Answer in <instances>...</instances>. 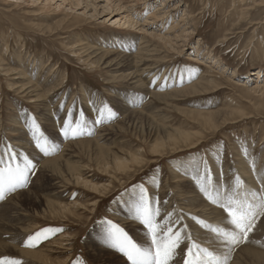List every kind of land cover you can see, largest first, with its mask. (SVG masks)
Listing matches in <instances>:
<instances>
[{"label": "rangeland", "instance_id": "obj_1", "mask_svg": "<svg viewBox=\"0 0 264 264\" xmlns=\"http://www.w3.org/2000/svg\"><path fill=\"white\" fill-rule=\"evenodd\" d=\"M8 1L0 0V159L23 166L27 157L36 168L26 188L0 201V220L8 216L19 219L14 222L15 232L23 241L17 238L13 243L1 230L0 238L15 248L37 250L38 256H21L2 246L0 256H11L22 264H76L78 260L129 264L127 257L105 242L104 221L119 223L136 243L147 246V230L127 220L125 204L128 194L141 184L148 189L154 207L160 209L158 221L171 219L179 228L170 225L174 230H183L182 235H191L198 243L185 221L191 219L185 204L192 199L188 190L200 189L193 176L195 166L203 173L202 161H207L213 186L221 183L225 196L248 200L249 194L259 197L264 193V0H171L174 10L166 14V0H121V10L114 9L118 5L113 0L110 7L118 13L110 20L108 10H102L107 0H96L97 14L91 7L85 9L84 3L68 9L66 3L57 7L62 0H54L49 8L30 0ZM126 12L137 24L126 22ZM179 34L188 35L171 47L166 38ZM111 43L112 50L146 55L142 76L146 79L140 80L141 86L130 83V70L119 67L110 71L92 64L86 52L81 53L86 45L108 48ZM193 57L198 61L191 60ZM14 69L37 86L41 98L18 93L14 86L20 82L8 72ZM105 104L115 118H108L105 112L103 122L96 123L98 110ZM125 108H135L144 116L136 119L133 128L128 129L121 120L127 116L122 112ZM69 110L73 123L82 121L83 134L75 138L71 134L65 137L61 131ZM28 116L39 123L50 154L36 147L27 127ZM116 120V128L104 127L110 140L97 145L93 139L96 129ZM149 123L190 133V139L173 149L165 142L162 153L154 155L155 140L146 134ZM110 155L121 158L124 167H114ZM56 158H60L57 163L63 176L44 164ZM62 162L86 183L75 184ZM237 177L242 178L240 189ZM258 218L250 233L254 236H249L264 242V216ZM42 229L62 230L48 233L34 248L25 247L26 238ZM188 243L185 240L177 250L173 264H183ZM243 259L241 255L238 264H264V259Z\"/></svg>", "mask_w": 264, "mask_h": 264}, {"label": "snow or ice", "instance_id": "obj_2", "mask_svg": "<svg viewBox=\"0 0 264 264\" xmlns=\"http://www.w3.org/2000/svg\"><path fill=\"white\" fill-rule=\"evenodd\" d=\"M100 119L96 123L103 122L105 112L108 118H114L115 113L107 104L98 110ZM84 113L81 112V116ZM27 127L31 133L36 147L45 155L50 154L49 142L41 131V127L35 117H27ZM65 137L69 134L73 138L82 135V121L72 120V112L69 110L68 119L64 121L61 128ZM90 134V133H89ZM54 147V146H53ZM13 154L11 159H15ZM24 165L4 163L0 159V201L6 198L7 194L16 192L18 189L26 188L29 184V175L34 174L36 168L27 157L24 158ZM203 162V173L199 167L195 166L196 174L193 179L196 180L201 192L213 203L218 205L224 213L225 219L232 230H226L221 227H214L204 221H198L203 228H208L215 235L216 239L222 240L227 252L216 255L207 247H202L195 242L191 235H182L183 230H174L171 220H164L163 223L158 221L160 216L159 207H154L153 202L149 198L148 189L143 184L135 186L128 194L129 198L125 201L128 209V218L131 221L138 222L147 230L150 243L147 246L136 243L129 233L119 223L108 219L104 221V240L111 247L116 249L127 257L129 264H173L177 250L185 240L189 241L186 245V255L183 258V264H229V259L234 247L242 241H247L249 234L256 226V218L264 216V193L259 197L256 193H252L254 200L258 203L250 202L247 199L234 198V195L225 196L219 188L215 191L212 177L209 174L207 161ZM243 182L239 177L236 178V187H242ZM62 229H42L33 235H30L24 242L25 247H35L41 239H47L48 233L61 231ZM0 264H22V261L11 256H0ZM76 264H84L82 260L76 261Z\"/></svg>", "mask_w": 264, "mask_h": 264}, {"label": "bare ground", "instance_id": "obj_3", "mask_svg": "<svg viewBox=\"0 0 264 264\" xmlns=\"http://www.w3.org/2000/svg\"><path fill=\"white\" fill-rule=\"evenodd\" d=\"M10 2H25L26 0H9ZM8 1V2H9ZM32 3H36L38 5H41L43 7H48V6H51L52 2L54 0H30ZM136 3L137 1L139 0H134ZM168 1V5H166L164 8V13H169L170 11L174 10L173 9V3H170L171 0H166ZM173 1V0H172ZM91 2V3H90ZM113 0H107L106 2V5L107 7H105V9H102L103 11L105 10H108L107 13L109 17V20L112 19V15L114 13H118L117 10L116 11H113V8L110 7L112 6ZM114 2H117L115 5H118L116 6L114 9H119L121 10L123 8V6H121V3L119 4V2H121V0H115ZM67 4L68 5V9H73L74 6H78L79 4L81 3H84V8L85 9H91L93 8V12L94 14L96 13H99L97 11V4H96V0H62V3L61 4H57V7H59L60 5H63V4ZM165 1H163L162 4H164ZM19 4V3H18ZM176 4V3H175ZM16 5V4H15ZM178 5V4H176ZM18 6V5H17ZM175 6V5H174ZM91 7V8H90ZM125 7V6H124ZM172 7V8H171ZM177 7V6H176ZM49 8V7H48ZM160 8V7H159ZM162 8V7H161ZM157 10V8H156ZM158 17V16H157ZM135 18V17H133ZM130 14V12H126V16H125V19H127L126 22L128 23H132L134 22L135 24H137V20L134 21ZM187 20V19H186ZM172 28V27H171ZM140 30L142 29V27L139 28ZM188 34H179L177 36H175L174 38H169L167 37L166 38V41H168L167 43L171 46V47H174L175 44H177V41L178 40H181V38H183L184 36H187ZM163 38V37H162ZM185 38V37H184ZM164 39V38H163ZM110 43V42H109ZM145 45V44H144ZM113 43L109 44V47L108 48H93L91 46H84L81 48V53H85V56L87 58H90L92 59L91 63L92 64H97V65H103L104 68H109L110 71H115L117 69H119V67H123L125 69H128L130 70V74H129V77H128V80H130V83L135 86V87H138V86H141V83H140V80H145L143 79L142 76H144V71H146V68L147 66L145 67V56L143 54V52H140V51H136V53H133V52H125L123 50H112L113 48ZM139 47V46H138ZM148 48V47H147ZM177 48V47H176ZM146 50V49H145ZM147 51V50H146ZM196 52V51H195ZM111 54H113V56H111ZM143 54V55H142ZM142 55V56H141ZM197 56V55H196ZM113 57V58H112ZM190 57V56H189ZM84 58V57H83ZM111 58V59H109ZM218 58V57H217ZM148 59V58H147ZM150 59V58H149ZM191 60H197L198 59H194L191 58ZM190 60V61H191ZM215 60V59H214ZM213 60V61H214ZM217 60V59H216ZM215 60V61H216ZM150 62V61H149ZM215 65V64H214ZM152 66V65H151ZM155 66V65H154ZM10 67V66H9ZM42 68L44 66H41ZM111 68V69H110ZM18 69V68H16ZM149 69V68H148ZM155 69V67H154ZM108 70V71H109ZM156 70V69H155ZM21 71V70H20ZM19 70H8V72H11L12 74H15V78H13L14 80H19V84H16L14 87H16L17 91H19L18 93L20 92H24V94L26 95H31V96H35L36 99L38 98H41L42 97V93L41 91L37 88V86H35L30 80H27L26 77L24 75H22L20 73ZM22 73H23V70H22ZM259 74V71L257 72ZM152 75V74H151ZM29 76V75H28ZM147 76V75H146ZM203 76V75H202ZM153 77V76H151ZM149 79V78H148ZM151 79V78H150ZM40 80V79H39ZM33 81V80H32ZM46 81V80H45ZM51 81V80H50ZM49 82V81H48ZM149 82V81H148ZM46 83V82H45ZM44 83V84H45ZM145 82L143 81V84ZM15 83L13 82V85ZM59 84V83H58ZM151 84V82H150ZM150 84L148 83V85L150 86ZM159 84V83H158ZM11 85V87L13 86ZM49 85V84H47ZM41 86V85H40ZM149 86L147 87L148 90H149ZM47 87V86H46ZM258 88L260 86H257ZM58 88V87H57ZM60 88V87H59ZM147 88L145 90H147ZM158 88V87H157ZM262 88V92L264 93V87H261ZM15 89V88H14ZM49 89V88H48ZM43 90V89H42ZM157 90V89H156ZM261 90V89H260ZM55 91V90H54ZM138 91V90H137ZM150 91L153 92V89H151ZM158 91V90H157ZM156 92V91H155ZM157 93V92H156ZM146 96V95H145ZM47 98V97H45ZM50 98V97H49ZM43 99V98H42ZM38 101V100H37ZM48 103V102H47ZM44 104V103H43ZM138 109V108H137ZM48 110V109H47ZM122 112H125L127 116H125L123 119H121L122 121H125L126 122V126L127 128H133L135 127V121L136 119H140V118H143V114L141 113V111H136L135 108H132L131 110H129L128 108H125L124 111ZM124 113V114H125ZM149 113H152L149 111ZM223 113V112H222ZM208 114V113H207ZM153 115V114H152ZM64 116V115H63ZM216 117V116H215ZM115 118V117H114ZM122 118V117H121ZM146 118V117H145ZM207 119L211 120L213 118H211L210 115L207 116ZM21 121V120H20ZM214 121V120H213ZM50 122V121H49ZM105 122V121H104ZM107 122V121H106ZM109 122V121H108ZM116 122H118L117 120L112 122V123H109L108 125L105 124L104 126H100L96 129V131L94 132V135H93V139L95 142H97L96 144L98 145V142L104 140V141H108L110 140V137H108V132H107V129L104 128V127H108V126H111L112 128H116ZM120 123V122H119ZM54 124V123H53ZM100 124V123H99ZM212 124V123H211ZM215 124V123H213ZM57 125V124H56ZM159 128V129H158ZM135 129V128H134ZM158 130H160L158 132ZM142 131H144L142 129ZM146 134H147V137L148 138H153L155 140V143L153 144L152 148H153V153L154 155H157V154H161L162 151L164 150L165 148V142L166 143H170L168 144V146L171 145L172 149L173 147H175L178 142H183V143H186L190 138L189 136L191 135L190 133H186V132H177V130H173V129H169V128H166V127H163V126H159L157 127L156 125H151L150 123L147 125V128H146ZM23 145L25 146L24 148H27L28 145L27 143H23ZM175 150V149H174ZM65 151V150H64ZM116 151V150H115ZM110 156H113L110 157L109 161L112 162L114 164V167H117V169H121L124 167L123 165V162L121 160V158L115 156V155H110ZM61 157V156H60ZM62 159V157H61ZM60 160V158H56V159H53V160H46L44 161V164H46V167L49 168L51 171H54L56 172L57 174H59L60 176H63L62 175V170L59 166L61 165H58V161ZM245 162V161H244ZM109 162H107L108 164ZM105 164V165H107ZM62 165L66 166V173L70 176V178H73V182L75 184L79 183V181L81 183H86L85 180L83 179H80L79 175L74 173L76 170H74L73 167L69 166L67 163H64L62 162ZM245 166V165H243ZM248 166H246L247 168ZM80 169V168H79ZM242 169V167H241ZM253 169V168H252ZM250 169V170H252ZM183 172V171H182ZM244 172V171H243ZM258 173V172H257ZM180 174V173H178ZM182 175V174H181ZM212 175V174H211ZM173 176V175H172ZM175 176V175H174ZM243 176V175H242ZM250 176V175H249ZM177 177V176H176ZM183 177V176H182ZM185 177V176H184ZM183 177V178H184ZM180 178V177H179ZM213 178V177H212ZM241 178V177H240ZM246 178V177H245ZM253 178V177H252ZM250 178L248 179L249 181H253V179ZM242 179V178H241ZM185 180V178L183 179ZM180 181V180H178ZM214 181H215V178H214ZM186 182V181H185ZM216 182V181H215ZM250 183V182H249ZM228 185V184H227ZM93 187V186H92ZM175 187V186H174ZM190 187V186H189ZM199 187V186H198ZM197 187V188H198ZM222 184L219 183V182H216V185L214 187V191L216 188H219L220 191L222 189ZM235 187V186H234ZM40 188V187H39ZM177 188V187H176ZM230 188V187H229ZM250 188V187H249ZM248 188V189H249ZM228 189V187H227ZM240 189V188H239ZM200 189H196V192L191 188L188 190L187 193H191V196L192 199L189 200L190 203H186L185 206H186V211H187V214H189L188 216L191 217V219H188L186 218L185 221L187 222V225H188V229L194 231L193 233L196 234V240L198 241V243L201 245L202 243L205 244L203 245L202 247H207L209 248L210 251H213L214 250L216 252H214L216 255H223L224 253L227 252V248L224 246V243H222V240H220V243H216L215 241H218L219 239H214L213 240V235L215 236V234H213L209 229H206V228H203L201 227V225L198 223V221H204L205 223L207 224H210L214 227H221V228H225L226 230H232L231 226L228 225L227 223V220L225 219V216H226V213L223 212V210L218 206V205H214L213 203H211V201L207 198V200H205V198H203L205 196V194L201 192V190L199 191ZM251 190V189H250ZM264 190V189H262ZM37 191H40V189H38ZM224 191V190H223ZM228 191V190H227ZM197 192H201V195H199V193L197 194ZM233 192V191H232ZM175 193V192H174ZM229 193V192H228ZM231 193V192H230ZM237 193V191H236ZM184 194V193H183ZM186 194V193H185ZM244 194V193H243ZM245 194H248V192L245 191ZM237 195V194H235ZM239 195V194H238ZM189 196V195H188ZM247 196H250L247 197L248 200L250 202H253V203H258V200H254L252 195L249 194ZM13 197V196H12ZM235 197V196H234ZM10 198V197H9ZM189 198V197H188ZM10 200V199H9ZM50 202V201H49ZM184 206V205H183ZM50 207V203H49V206ZM197 209V210H196ZM200 213H198V212ZM167 213V212H166ZM173 214V213H172ZM165 216V214H163ZM15 216V215H14ZM162 216V215H161ZM176 215H174L173 217H175ZM201 216V218H204V219H199ZM184 217V216H182ZM198 217V218H197ZM177 218V217H176ZM179 218V216H178ZM258 218V217H257ZM129 218H127L128 220ZM259 219V218H258ZM257 219V221H258ZM5 222H4V221ZM3 220H0V230H1V233L2 235H7L9 238H10V241L13 242V243H17V238H19V242H22L20 240V237H17V232H15L17 229V226L16 224L14 223L15 221H19V219H16L15 217L13 216H8V219L7 217ZM130 220V219H129ZM166 220V219H165ZM169 220V219H167ZM171 220V219H170ZM183 220V219H182ZM2 221V222H1ZM10 221H13V222H10ZM127 222V221H126ZM131 222V221H129ZM172 222V221H171ZM174 222H175V218H174ZM259 222V221H258ZM261 222V221H260ZM259 222V223H260ZM264 222V219L262 218V223ZM133 223V222H132ZM173 223V222H172ZM182 223V221H181ZM134 224V223H133ZM137 224V223H136ZM139 224V223H138ZM186 224V223H185ZM256 224L258 225V223L256 222ZM172 225V224H171ZM173 225H175V229L178 228V225L176 223H174ZM172 225V226H173ZM262 225V224H261ZM260 226V225H259ZM264 227V225H262ZM143 227V226H142ZM262 227V228H263ZM261 228V226L259 227V229ZM19 229V228H18ZM143 229V228H141ZM179 229V228H178ZM21 230V229H20ZM146 230V229H145ZM209 230V231H207ZM22 231V230H21ZM258 232V229L256 230ZM254 231V232H256ZM259 231H262V230H259ZM263 232V231H262ZM184 233V231H182V234ZM185 233H188L185 231ZM190 233V232H189ZM144 234V229H143V232H142V235ZM254 234V233H253ZM259 234V233H258ZM261 234V233H260ZM264 234V233H263ZM1 235V234H0ZM139 235V234H138ZM251 235V234H250ZM22 236V235H21ZM27 236V234H26ZM204 236V237H202ZM251 236H254V235H251ZM249 236L248 240L247 241H242L241 243H239L238 245H236L235 247L238 248L236 250V252H233L231 253V256H230V259H229V264H238L239 263V257L242 255L244 256V259L242 262H244L246 259L248 258H256V259H264V242H256L255 241V237L252 239V237ZM24 237V235H23ZM194 237V236H193ZM261 238V237H260ZM22 239V238H21ZM27 239V238H26ZM208 239V240H207ZM212 240V241H211ZM259 240V238L257 239ZM261 240V239H260ZM187 241V240H186ZM145 245L147 244V241L143 242ZM11 244V243H10ZM9 242H5V240H2L0 238V247L2 246V248H8L11 249V250H16L19 252V254L21 256H30V257H37L38 255L36 254V251H30V250H22V249H19V248H15L12 244L10 246ZM21 244V243H20ZM97 244V243H96ZM148 245V244H147ZM182 245V244H181ZM97 246V245H96ZM185 245H183L184 247ZM234 247V248H235ZM30 248V247H28ZM34 248V247H33ZM186 248V247H185ZM178 255V254H177ZM25 259V258H24ZM242 259V258H241ZM23 260V259H22ZM180 260V258H179Z\"/></svg>", "mask_w": 264, "mask_h": 264}]
</instances>
